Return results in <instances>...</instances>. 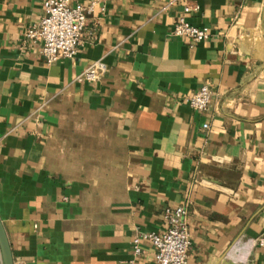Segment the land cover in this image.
Listing matches in <instances>:
<instances>
[{
  "label": "crops",
  "instance_id": "0c3cea01",
  "mask_svg": "<svg viewBox=\"0 0 264 264\" xmlns=\"http://www.w3.org/2000/svg\"><path fill=\"white\" fill-rule=\"evenodd\" d=\"M41 15L42 0H0L12 261L154 264L132 236L163 233V209L186 203L185 264H264L251 244L264 236V0H105L75 57L52 63L22 38ZM180 17L208 39L170 36ZM94 61L99 79L75 82ZM204 83L207 108L193 110L184 99Z\"/></svg>",
  "mask_w": 264,
  "mask_h": 264
},
{
  "label": "built area",
  "instance_id": "2783aa9c",
  "mask_svg": "<svg viewBox=\"0 0 264 264\" xmlns=\"http://www.w3.org/2000/svg\"><path fill=\"white\" fill-rule=\"evenodd\" d=\"M95 9L102 13L105 9V0H88L84 4H70L69 0H42V15L35 23L28 25L22 38L38 46L39 53L46 63H52L58 58L72 59L83 43L82 36L87 17ZM193 9H197V6ZM169 35L187 39L190 47L209 37L205 28L194 27L182 17L173 23ZM104 69L101 61H94L76 75L74 81H96ZM210 94L208 84L204 83L196 91L188 94L184 102L193 110L204 111L207 108ZM206 127V124L202 125V128ZM187 213L186 203L165 207L161 213V218L165 223L164 232L134 234L130 241L132 254L139 255L141 253L140 242L147 241L154 248V264H185L189 246ZM251 244L264 247V236L252 239ZM12 264L24 263L12 261ZM242 264H247L246 260L242 261Z\"/></svg>",
  "mask_w": 264,
  "mask_h": 264
},
{
  "label": "water",
  "instance_id": "95a60500",
  "mask_svg": "<svg viewBox=\"0 0 264 264\" xmlns=\"http://www.w3.org/2000/svg\"><path fill=\"white\" fill-rule=\"evenodd\" d=\"M0 260L1 264H12V258L9 251V246L0 223Z\"/></svg>",
  "mask_w": 264,
  "mask_h": 264
}]
</instances>
